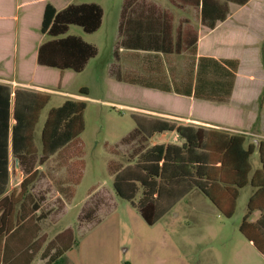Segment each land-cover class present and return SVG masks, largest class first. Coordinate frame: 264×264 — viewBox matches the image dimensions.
Here are the masks:
<instances>
[{"label":"rangeland","instance_id":"obj_1","mask_svg":"<svg viewBox=\"0 0 264 264\" xmlns=\"http://www.w3.org/2000/svg\"><path fill=\"white\" fill-rule=\"evenodd\" d=\"M63 1L97 2L103 7V22L96 32L87 33L72 24L62 35L82 37L97 46L98 54L78 73L66 70L61 74L56 68L39 66L36 75L50 101L36 128L37 146L41 148V131L48 112L68 99L85 103V128L76 142L38 166V178L29 192L42 207L33 214L28 226L8 240L9 253L3 249L1 254L15 258L4 264H264V254L240 230L247 213L249 188L242 190L231 217L195 189L153 225L144 220L129 200L116 194L113 167L130 164L129 158L138 145L123 141L136 127L134 115L163 117L159 116L163 113L151 107L176 114L191 112L195 117L210 113L233 117L236 111L215 102L119 82V68L146 72L142 53L133 56L123 52L119 60L123 39L119 23L125 0H59V6ZM155 1L173 11L176 24L188 16L196 26L201 25L195 10H180L168 0ZM8 25L0 22V78L10 76L11 62L6 60L5 51L8 47H4ZM40 26L36 14L27 18L29 55L24 67L29 72L36 65L33 49L49 38L41 34ZM191 60L187 54L174 55L167 62L168 71L181 74ZM142 108L147 109L141 111ZM161 137L156 135V140ZM254 162L258 165V158ZM10 168L15 186L22 173L25 175L16 158L11 157ZM218 189L221 198L228 195L224 189ZM219 203L224 210L231 207L229 202ZM257 216L252 215L250 220ZM13 222L16 223L15 218Z\"/></svg>","mask_w":264,"mask_h":264},{"label":"trees","instance_id":"obj_2","mask_svg":"<svg viewBox=\"0 0 264 264\" xmlns=\"http://www.w3.org/2000/svg\"><path fill=\"white\" fill-rule=\"evenodd\" d=\"M132 1L126 0L122 11L120 36L123 39L119 49L128 47L163 54L187 50L196 56L197 36H192L191 30L178 28L174 37L170 34L173 31L171 24L170 30H152L148 36L132 34V29L129 30L133 23L131 17L134 12L129 9ZM228 1L245 4L249 0H202L203 22L214 28L218 20H225L229 13ZM103 15V7L97 2L69 3L61 9L48 2L40 31L49 38L38 47L37 64L56 68L61 74L66 70L82 72L98 54L97 46L77 35H62L69 31L72 24L81 26L87 33L96 32L102 25ZM261 55L264 65V43ZM143 56L146 72L139 75L118 72L117 80L216 102L230 99L240 64L238 59L202 56L190 64L181 82L170 83L163 59L157 54ZM61 81L62 77L59 87ZM82 92L87 93V89L82 88ZM49 101L47 93L14 88L0 82V264L11 261V258L1 254L3 249L9 253L6 252L10 250L8 240L28 226L26 224L33 220V214L42 207L41 202L29 192L38 178V166L76 142L85 128V103L68 99L48 112L39 149L36 128ZM263 104L264 90L260 97V105ZM134 118L136 127L123 141L128 144L138 142V145L129 158L130 164L123 168L113 167L116 194L129 200L139 209L144 220L153 225L195 188L212 200L227 217H231L241 189L251 185L255 190L248 201V211L240 230L264 254V139L259 141L258 146H247L245 136L224 130L178 125L173 121L140 115H134ZM165 131H176L186 141L182 145H149L155 133ZM256 151L260 162L257 168L252 160ZM11 157L18 159L25 178L19 191L8 192ZM218 187L228 194L230 211L224 210L218 202L214 192ZM255 210L261 214L251 222L249 217Z\"/></svg>","mask_w":264,"mask_h":264},{"label":"crops","instance_id":"obj_3","mask_svg":"<svg viewBox=\"0 0 264 264\" xmlns=\"http://www.w3.org/2000/svg\"><path fill=\"white\" fill-rule=\"evenodd\" d=\"M220 1L225 2V0ZM48 2L54 3L58 7V9L64 8L69 4V1H63L64 4H62V6H59V0H0V22H7L9 24L8 26L10 27L9 32H7L6 35L7 46L4 47H8L5 50L7 52L6 60L9 59L8 61L11 62V67L9 68L10 76L8 78H0L1 83H8L14 88L20 87L36 91H44L42 90V85L39 84L38 77L36 75V72L39 69V65L37 64V50L40 44H36L35 48L32 51V53L34 54L33 62L36 64H33V71H27L24 67V64L27 56L29 55V51H27L28 30L26 27V20L30 15L36 14L39 22H41L46 4ZM168 2L169 4L174 5V7H177L180 10H195L198 14L197 16H199L200 18L201 25L196 26L188 16H184L182 19H180L178 24H176L173 11L166 8V6H164L163 4H159L155 0H133L129 8H132L131 11L134 12L132 14L133 17H131V22L133 23L131 24L129 30L132 29L133 32L131 33L137 35L138 37L142 35L148 36L151 34L152 30H170L171 24H173V31L170 32V34L174 37L177 35L178 28L191 30L190 32L192 36H197L196 56H193L187 50L181 53L173 52L170 54H163L162 52L122 47L119 49V60L124 54L123 52H128L126 54H130L133 56L139 53H142L144 55L157 54L163 59L167 70L168 79L170 83H173L181 82L185 78L187 69L189 68L190 64L194 61H198L199 57L205 56L214 57L216 59H238L240 64L230 99L226 102L206 100L219 103L220 105L227 106L228 108L229 106H231L232 110H235L236 112L234 113L233 117L226 116L221 113H210L209 116L200 115L199 117H195V114L191 112L189 115L176 114L151 107L155 111L163 113L162 115H159L163 117L147 116L143 113L139 115L154 119H165L173 121L178 125H191L195 127H204L206 129L228 131L233 134L245 136L247 138V146L251 144H253V146H258L259 141L264 139V104L263 106L260 105V97L264 90V65L261 55V46L264 43V0H249L245 4L228 1L229 13L227 15V18L222 21L218 20L214 28H211L209 25L203 22L202 0H168ZM125 3L126 0L124 1L123 8L125 7ZM234 5L238 6L234 8ZM181 54H187L188 56L190 55L192 57L190 63L185 66L184 71L181 74H178L173 70L168 71V60H170L174 55ZM142 58H144L143 55ZM129 72L138 75L142 74L132 68L127 70L119 68L120 74ZM119 82L127 83L120 80ZM144 88L156 90L163 93H174L178 96H186L177 94L175 92H165L159 89L148 87ZM186 97L195 98L194 96ZM147 108H142L141 111ZM164 115L169 116L170 118H165ZM167 133L172 134V136H167ZM159 134L162 135V137L160 138V140H156V135ZM185 141V138H183L178 132L165 131L162 133H155L150 138L149 145H182ZM257 158L258 165H256L254 162V160H257ZM252 160L255 168L260 166L259 154L257 151L253 155ZM24 178L25 176H23L22 173L21 180L14 186L11 173L8 192L19 191ZM245 188H249L250 190L247 200L248 204V201L253 195L255 189L251 185H248L241 189L240 196L242 190ZM195 189H192L190 192ZM220 190L221 189L218 188L214 190L216 197L219 198L218 201L222 203L229 202L230 204L228 195H224V197L222 198L220 197ZM230 209L227 211H230ZM255 214L258 215L257 218L255 220H250L252 218V215ZM260 214L261 212L259 210H255L250 215L249 221H256L260 217ZM250 242L253 244L252 241ZM12 260L13 258H11V261ZM1 264L4 263L1 262Z\"/></svg>","mask_w":264,"mask_h":264},{"label":"water","instance_id":"obj_4","mask_svg":"<svg viewBox=\"0 0 264 264\" xmlns=\"http://www.w3.org/2000/svg\"><path fill=\"white\" fill-rule=\"evenodd\" d=\"M16 162H17V165H19V164H18V159H17V158H16Z\"/></svg>","mask_w":264,"mask_h":264}]
</instances>
